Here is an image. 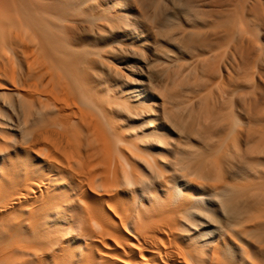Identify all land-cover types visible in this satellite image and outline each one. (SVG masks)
Masks as SVG:
<instances>
[{"label": "bare ground", "instance_id": "bare-ground-1", "mask_svg": "<svg viewBox=\"0 0 264 264\" xmlns=\"http://www.w3.org/2000/svg\"><path fill=\"white\" fill-rule=\"evenodd\" d=\"M123 4L0 0V264H264V0L173 1L188 28L138 0L194 64L192 107L156 114L112 57L140 36ZM212 196L222 223H193Z\"/></svg>", "mask_w": 264, "mask_h": 264}, {"label": "rangeland", "instance_id": "rangeland-1", "mask_svg": "<svg viewBox=\"0 0 264 264\" xmlns=\"http://www.w3.org/2000/svg\"><path fill=\"white\" fill-rule=\"evenodd\" d=\"M164 4V9L159 12L161 18H166L168 21L173 23V25H184L186 23L180 16H173L172 13V3L175 0H162ZM138 0H124V11L130 16L131 22H135L133 29L127 32V36L130 37L133 34L140 35L139 38L132 39L134 41L132 44L135 50H131L129 46L130 40L123 38L122 44L120 45L117 40V36L110 33L109 44L114 49L115 53L112 55L114 62L119 67L121 72L124 74V78L120 81L122 83V88L124 87L129 95H137L136 101L133 105L138 107L142 112H156L162 113V111H168L170 105L167 104L168 98L171 99L172 95L174 97L173 101L176 103L180 100L182 95L184 97V103L186 107H192L193 101L195 100L194 94H192L188 87L179 86V79L177 78L176 71L182 76H188L189 73L194 70L191 64V52L182 48L180 44L174 43L166 39L165 33L161 32L155 26L152 21L151 23L139 14L137 9ZM146 12L152 14L151 9H146ZM151 20V19H150ZM91 37V36H89ZM119 39V38H118ZM118 63V64H117ZM160 71V75L158 70ZM169 70L168 75H162L161 70ZM118 81L119 84L121 82ZM174 84H178L174 87ZM200 105L193 106L194 117H199L201 115ZM182 116L186 121H189V110L183 109ZM178 132V128L173 129ZM169 131V130H168ZM171 134V143H173L174 153L176 157H181L180 152H182L185 147L180 143V137L176 136L174 132L169 131ZM185 143L188 144L186 151L192 152H204L206 154H211V149L206 146V144L199 138L189 133L187 139H183ZM184 143V144H185ZM158 152L157 158H162L163 152L160 148L155 150ZM213 200L212 203L207 205V210L200 217H195L193 223H222L223 214L220 209V201L215 197H209ZM205 232H211L213 226L209 225L204 227Z\"/></svg>", "mask_w": 264, "mask_h": 264}]
</instances>
